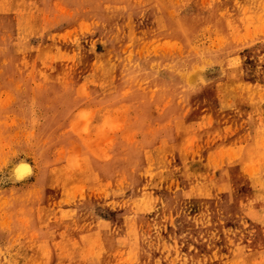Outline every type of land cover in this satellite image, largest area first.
<instances>
[{
  "label": "rangeland",
  "instance_id": "obj_1",
  "mask_svg": "<svg viewBox=\"0 0 264 264\" xmlns=\"http://www.w3.org/2000/svg\"><path fill=\"white\" fill-rule=\"evenodd\" d=\"M0 264H264V0H0Z\"/></svg>",
  "mask_w": 264,
  "mask_h": 264
},
{
  "label": "bare ground",
  "instance_id": "obj_2",
  "mask_svg": "<svg viewBox=\"0 0 264 264\" xmlns=\"http://www.w3.org/2000/svg\"><path fill=\"white\" fill-rule=\"evenodd\" d=\"M230 8V7H229ZM191 79H192V77H191ZM31 165L30 164H28L27 162H25V161H21L17 166H16V168H15V171H14V174H17L18 175V177L20 176V175H22L23 173L25 174V173H30L31 172ZM25 175H27V174H25ZM13 177H14V175H13ZM21 177V176H20ZM15 178V177H14ZM23 178V177H22ZM27 178V177H26Z\"/></svg>",
  "mask_w": 264,
  "mask_h": 264
}]
</instances>
